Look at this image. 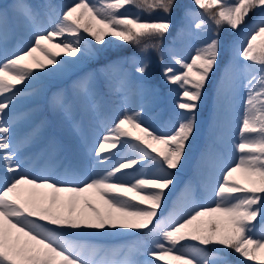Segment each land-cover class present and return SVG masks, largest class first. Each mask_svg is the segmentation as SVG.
<instances>
[{"label": "snow or ice", "instance_id": "snow-or-ice-1", "mask_svg": "<svg viewBox=\"0 0 264 264\" xmlns=\"http://www.w3.org/2000/svg\"><path fill=\"white\" fill-rule=\"evenodd\" d=\"M178 7V0H71L59 11L48 6L49 22L42 26L32 5L14 0L11 10L30 35L0 55V264H264V230L256 232L264 221V0H191L181 8L183 19L211 35L190 59L173 55L180 71L162 69L165 81L180 89V119L171 131L160 132L144 120L142 108L125 107L112 120L101 116L103 131L88 149L101 170L92 175L81 178L76 163L60 159L30 169L20 152L32 137L14 145L13 125L4 119L21 91L17 85L82 57L99 58L108 37L139 55L105 67L130 63L136 75H146L148 54L160 50ZM225 28L240 38L223 45L227 59L216 94L231 108L244 90L238 139L232 142L238 155L217 157L202 197L186 183L166 210L196 132L199 104L219 66ZM8 33V9L0 6V46ZM129 85L123 75L115 87L124 92ZM73 87L91 93L93 74ZM55 102L70 114L62 95ZM73 127L79 132L78 124ZM121 232L140 239L119 248L87 242Z\"/></svg>", "mask_w": 264, "mask_h": 264}, {"label": "rangeland", "instance_id": "rangeland-1", "mask_svg": "<svg viewBox=\"0 0 264 264\" xmlns=\"http://www.w3.org/2000/svg\"><path fill=\"white\" fill-rule=\"evenodd\" d=\"M28 1H29V4L32 5L39 13V18H40V21H43V25L47 26L49 22L48 17L46 15L47 12L40 10L38 5L36 4V0H28ZM179 4L181 7H178L176 10H174L172 16L170 17L172 21V27L170 29V34L161 42V48L159 51L151 50L148 54L150 63H149V68L147 72L151 73L157 70L159 63H160L159 58L163 56L164 48H166L167 46V41L170 40L171 42H173V39H172L173 36L171 35V33L174 31L175 28L178 27L177 22L179 20L181 8L184 6L190 5L191 0H182ZM0 6L8 9V20L10 21V26L12 28L11 32L9 30L6 42L2 46H0V54L3 55L5 51L7 53H11L12 51H14L19 46L18 42L20 41V39L17 34L18 31H17L16 25L11 15V11H12L11 6H9L7 3L3 4L1 3V1H0ZM227 32H229V36L227 35ZM220 36H221V41L223 45L228 43L229 41L237 40L240 38L239 33H232L231 31H227L225 29L221 32ZM106 39L109 42L108 43V45H110L109 47H116L118 49L119 46L123 44V42L118 41L114 37H108ZM226 59H227V56L225 54L224 48L222 47V55H221V59L219 62V66L217 67V70L213 78L211 79V82L209 83L207 90H206L205 110H204V119H203V126H202V135L200 137V144L195 149L192 155V158H191L192 162L190 165L191 168L185 169V170L183 169L175 173L177 177V181H176L175 187L172 188V190L170 191L171 193L176 192L180 194L181 190L183 189L186 183H191L193 188L195 184L202 183L201 171H202L203 163L200 160V155L203 153V148H207L206 146H204L205 138L206 137L208 139L212 138L213 137L212 133L214 132V130H212L209 127L206 116H207L210 106L222 107L226 105L225 103L218 101L217 94H216V86L219 82L220 74L224 67ZM65 66H68L69 68L68 67L66 68ZM172 67L176 68L177 71H180V69L176 65H172ZM60 71H62L63 73H69L70 78L65 80L55 72H52V73L45 72L43 74L47 75L49 78L58 79L61 82L60 88L62 92L65 91L66 96L72 100L75 106H76L75 100L73 99V95H71L70 89L68 86L69 79H72L75 76L80 75L81 73L93 74V76L96 75L97 82L95 83L93 88L96 89L97 92H99L100 90L99 83L105 80L103 72L101 70H97L96 68H93V65L91 63L90 64L87 63L86 65H83L80 62H77V65L68 63V64H65L64 67L60 69ZM175 87H178V86L175 85ZM126 99H128L129 101H125ZM100 101L104 103L105 105L111 107V112L109 113L108 117L110 118V120H112L121 113L122 109H124L125 107L134 105L135 102L137 101V98H135L130 92L124 93V92L118 91L116 87L114 86L108 90L105 97H100ZM79 113L80 114H79L78 119L72 122V126L69 124L67 125L61 124V128H60V136L63 137L62 139L64 140L66 139L68 141L71 148L76 147V141H75L76 135L74 134V132L77 134L79 138V146L77 145L76 150L84 153L82 157L81 156L79 157V159H73L70 153L65 150L63 142L60 141L59 139L48 141L44 137L39 126L35 127V125H33L28 119L24 118V113H23V109L21 108V104L14 102L10 111L4 116V119L10 121L13 125L12 141L14 145L19 144L26 137H32L29 143L23 145V147L21 148V152H20V153H24L21 159L25 161L27 159H31V157L33 159V157L36 156V160L31 164V168H35L36 166L39 168L40 165L43 164L45 160V156L47 155L46 161H55L56 159H60V160L65 161V163L69 161L76 163L80 176L81 178H83L85 176L92 175L94 171H100V167L97 168L98 165H96V161L93 162L94 159L92 158V155L88 152V149H91L92 147H94L95 141L90 142L89 130L83 126V123L86 122L85 115L83 114L81 110H79ZM143 118L149 125H151L153 128L157 129L160 132L171 131V129L177 124L176 122L169 121L167 124H163L161 126L159 123H158L159 125L152 123L147 117H143ZM74 124L79 125V132L73 131ZM38 156H40V158H38ZM37 158L39 159V161H37ZM195 191H196V195L198 198L202 197L203 187L200 189H195ZM93 202L96 203L97 206H100V202L98 198L93 197ZM170 207L171 206L166 205V210L167 208H170ZM260 224H261V230H262L264 221H260L259 225ZM132 235L133 234H131L130 232H121L119 235H115L113 237L112 235L106 236L103 242L105 243L112 242L113 245H116L117 242H120V244H117V245H119L120 247L121 246L124 247L128 245H132V240H131ZM103 242H99L97 243V245L100 246V244H103ZM231 257L235 259L234 254Z\"/></svg>", "mask_w": 264, "mask_h": 264}, {"label": "trees", "instance_id": "trees-1", "mask_svg": "<svg viewBox=\"0 0 264 264\" xmlns=\"http://www.w3.org/2000/svg\"><path fill=\"white\" fill-rule=\"evenodd\" d=\"M181 1L182 0H178L179 3ZM70 2L71 0H36L38 7L43 11H48V6L59 11L64 5ZM193 10L198 11V9L195 8ZM129 11H135V9L129 8ZM177 26L178 27L175 28L171 33L173 36V42L170 40L167 41V46L164 48L163 56L159 58L160 63L157 70L151 73L147 72L146 75L142 77L134 73L133 66L130 63L117 67H105V65L109 64L110 61L117 60L121 56H131L133 54L139 55L138 49L124 43L120 45L118 49L116 47H109L110 45H108V47L103 50L99 58L82 57L79 62H81L83 65L91 63L93 68L103 72L107 80L104 86L106 90L111 86L114 87L119 78L123 75H126L130 81V85L129 88L124 92H132V94L137 98L136 104L129 108L137 110L142 108L143 116L155 123L163 124L169 121L177 123L182 115L181 110L176 107V102L179 99L180 89L175 87V85L169 84L165 81L162 75V69L166 65H175L173 62V55L190 59V55L194 54L195 48L211 35L210 32L197 31L194 28V21L192 19H183L182 13H180ZM8 27H10L9 21ZM225 30L230 31L228 28H225ZM227 35L229 36V32H227ZM214 74L211 76V79L213 78ZM60 84L61 82L56 78H49L44 74H39L26 86L17 85L21 91L14 102L21 104L24 118L32 122L35 127H42L41 130L44 134V137H46L50 132L53 122L57 127L58 134H60L61 124L67 125L72 120H75L79 117L77 108L73 105L69 98L63 94ZM207 87L205 89L202 101L199 104V109L197 112V126L194 138L190 141L187 158L184 160L182 167L178 171L188 169L190 163L192 162V155L200 143ZM58 95H62L64 97L66 102L65 106L70 109L69 115H65V109L58 106L55 102ZM54 139H56V135H52V140ZM75 141L79 146L77 138ZM67 146L70 150L71 157L73 159H79L82 153L78 152L76 147L70 148L69 143ZM98 167H100L101 170V166H97V168ZM129 179H131V177H129ZM178 195L179 193L176 192H168L167 205L171 206ZM259 223L260 221L257 222V234ZM138 239H140V237L133 234L131 237L132 244H134ZM230 258L234 260V258Z\"/></svg>", "mask_w": 264, "mask_h": 264}, {"label": "bare ground", "instance_id": "bare-ground-1", "mask_svg": "<svg viewBox=\"0 0 264 264\" xmlns=\"http://www.w3.org/2000/svg\"><path fill=\"white\" fill-rule=\"evenodd\" d=\"M0 1L3 4L7 3L9 6H11L14 2V0H0ZM25 2L29 4L28 0H25ZM11 15L13 17V21L18 31L17 34L20 39L18 43L19 46H21L23 43L27 41L30 35V29L23 27L19 18L12 11H11ZM38 22L43 26V21H40L39 17H38ZM65 59L72 60V58L70 57H65ZM70 64L77 65V63H70ZM55 73L60 75L65 80L70 78L69 73H63L62 71H60V69L55 71ZM86 75H87L86 73H81L80 75L75 76L72 79H69L68 86L71 95H73V97H76L77 99L80 100L79 109L83 112L86 119V122L83 123V126L89 130V140L90 142H92L98 139L97 133L103 131L101 116L104 120H110L108 115L111 112V107L105 105L100 101V97L98 95L99 93L94 88L92 92L89 94H84L74 89L73 87L74 82ZM96 82H97V76L94 75L93 86L95 85ZM243 99H244V90L240 89L236 96L235 103L232 105L231 108H229L227 105H224L222 107L210 106L206 119L209 127L212 130H214V132L212 133L213 136L212 138L210 139H208L207 137L205 138L204 146H206L207 148H203V153L200 155V160L203 163L202 171H201L202 183L195 184L194 189H200L203 187L204 181L207 178L211 168L213 167V164L215 163L217 157H229L235 159L236 156L238 155L237 153L234 152V149L232 147V142L238 139L237 130L239 125V119L240 116L242 115ZM125 101H129V100L126 99ZM23 154L24 153H20V158L23 157ZM38 158H40V156H38ZM38 158L37 161H39ZM35 160H36V156H34L33 159L31 157V159L26 160L28 162L27 166L30 169H31V164ZM46 160H47V155L45 156V160L43 164H41L39 168L37 166L35 168L40 169L44 167ZM262 230H264V225L262 226ZM260 231H261V224L258 226V232L260 233ZM113 236L115 235H112V237ZM105 237L106 236H91L88 238L87 242L97 245V243L103 242ZM117 244H120V242H117ZM116 245H113L112 242L109 243L103 242V244H100V247L103 248L120 247L119 245L117 246Z\"/></svg>", "mask_w": 264, "mask_h": 264}]
</instances>
